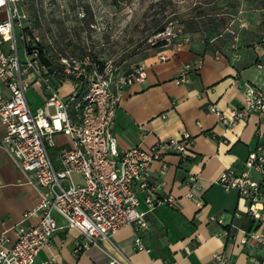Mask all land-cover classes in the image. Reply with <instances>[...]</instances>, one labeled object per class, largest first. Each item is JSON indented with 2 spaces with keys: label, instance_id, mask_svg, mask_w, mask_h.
Masks as SVG:
<instances>
[{
  "label": "built area",
  "instance_id": "2783aa9c",
  "mask_svg": "<svg viewBox=\"0 0 264 264\" xmlns=\"http://www.w3.org/2000/svg\"><path fill=\"white\" fill-rule=\"evenodd\" d=\"M21 1L0 0V10L6 11L0 21V150L38 186L39 201L24 213L14 239L0 235V264H48L36 262V257L58 229L55 212L66 219L67 227L79 229L74 250L80 253L93 245L103 246L104 241L113 243V234L124 226H133L136 231L145 226L147 211L158 204L173 206L172 195H154L150 166L168 153L185 157L194 137L183 131L180 136L158 139L147 148L134 145L121 150L114 130L117 111L123 90L146 78L145 64L105 58L91 49L77 53L46 43ZM241 24L246 21L242 19ZM188 40L182 27L173 25L151 38L154 45L177 49ZM160 58L167 56L162 53ZM202 63V59L186 63L178 80L188 82L190 72L200 69ZM35 83L46 91L39 106H33L27 94ZM208 109L216 113L226 130L251 113L262 118L264 87L247 82L239 105L225 110L210 103ZM58 133L69 136L70 144L58 149L54 158L51 149ZM257 133L261 136L262 130L258 128ZM245 165L242 173L225 169L217 181L226 189H237L246 199V214L257 226L245 229L233 223L238 229L233 238L260 246L262 253L255 264H264L263 142L250 149ZM140 191L145 192L147 210L140 209ZM33 214L39 215L38 221L25 223ZM235 216L241 212L235 211ZM210 219L224 222L217 216ZM136 244L144 248L139 235ZM214 256L219 264H233L225 253ZM107 264L122 263L111 254Z\"/></svg>",
  "mask_w": 264,
  "mask_h": 264
},
{
  "label": "crops",
  "instance_id": "0c3cea01",
  "mask_svg": "<svg viewBox=\"0 0 264 264\" xmlns=\"http://www.w3.org/2000/svg\"><path fill=\"white\" fill-rule=\"evenodd\" d=\"M209 1L222 5V12L212 6L188 20L183 34L189 40L180 49L155 46L154 53L140 61L146 66V78L123 90L116 115L114 130L121 150L134 145L147 148L183 131L193 135L185 157L168 153L150 166L154 195H172L175 204H158L147 211L145 226L137 231L124 226L113 234L114 244L104 241L103 246L93 245L80 253L74 250L79 229L67 227L66 219L55 212L58 229L36 262L107 264L114 254L122 264H219L214 255L222 252L233 264H255L262 248L233 238L238 230L233 223L245 229L257 226L246 214L248 203L237 189H226L217 179L225 169L237 173L246 169L250 149L259 141L264 143V117L251 113L226 130L208 105L216 103L227 110L241 103L245 83L264 87V0ZM5 16L6 11L0 10V21ZM241 17L246 20L244 27L239 25ZM162 53L166 59L160 58ZM198 59L203 60L201 68L190 72L188 82H180L185 64ZM32 88L39 106L46 91L40 83ZM55 139L54 158L58 149L70 144L64 133ZM144 196L140 191V209L147 210ZM38 201V186L0 150V235L14 239L24 213ZM235 211L241 216H235ZM38 218V214L30 215L25 223H36ZM137 235L142 249L136 244Z\"/></svg>",
  "mask_w": 264,
  "mask_h": 264
},
{
  "label": "rangeland",
  "instance_id": "374dc122",
  "mask_svg": "<svg viewBox=\"0 0 264 264\" xmlns=\"http://www.w3.org/2000/svg\"><path fill=\"white\" fill-rule=\"evenodd\" d=\"M21 4L46 43L77 53L91 49L129 63L154 53L157 45L151 38L158 31L169 25L184 29L200 12L223 8L209 0H22ZM27 94L36 106L33 88Z\"/></svg>",
  "mask_w": 264,
  "mask_h": 264
}]
</instances>
